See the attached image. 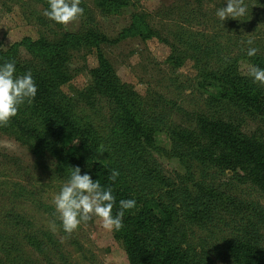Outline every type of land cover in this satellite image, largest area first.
Wrapping results in <instances>:
<instances>
[{
  "label": "rangeland",
  "instance_id": "obj_1",
  "mask_svg": "<svg viewBox=\"0 0 264 264\" xmlns=\"http://www.w3.org/2000/svg\"><path fill=\"white\" fill-rule=\"evenodd\" d=\"M105 1L81 0L83 14L65 26L43 15L47 0H0V50L18 73L19 65L45 76L73 117L91 124L99 161L121 160L118 183L137 201L130 211L154 231L150 264L164 251L174 264H260L264 85L250 96L221 74L249 57L248 40L264 58V0H245L248 14L224 22L215 16L224 0H124L117 9ZM134 14H145L152 35L121 37ZM28 39L53 55L28 52ZM115 82L135 103L129 116L109 91ZM219 88L234 102L215 101ZM69 171L0 125V264H148L129 231L104 230L96 218L63 231L51 200Z\"/></svg>",
  "mask_w": 264,
  "mask_h": 264
},
{
  "label": "trees",
  "instance_id": "obj_2",
  "mask_svg": "<svg viewBox=\"0 0 264 264\" xmlns=\"http://www.w3.org/2000/svg\"><path fill=\"white\" fill-rule=\"evenodd\" d=\"M104 5L112 6V9L125 6L126 1L124 0H106ZM109 6V7H110ZM152 35L150 24L145 14H134L132 16L131 24L126 28L121 37L123 38H134L141 37L146 38ZM73 35H68V38ZM68 41V40H67ZM71 40H69L70 42ZM73 42V41H72ZM71 42V43H72ZM21 45L30 52L38 53L43 55L45 58H49L53 55V47L44 42H31V40H24ZM11 52H3L0 50V63L8 60ZM231 63L227 68L223 69L221 76L225 77L228 81L235 83V86L240 89L241 92H247L250 96H257V84L253 83L249 74L244 71L249 70L251 66L256 65L264 68V58L259 55L254 57H245L243 60L237 58L231 59ZM19 71L23 73L28 71L27 67L19 66ZM245 69V70H243ZM34 80L37 84V95L31 103H25L24 106H20L16 116L12 117L11 120L5 124L6 127L13 130L18 138L27 144H30L34 149L48 150L58 162L62 163L65 167L71 170V167L79 166L81 173L85 171L89 172L93 180L99 179L102 185L111 184L113 189V195L116 197L118 202L122 198H132L126 189H123L118 180L111 182L108 180V176L112 169L119 170L123 167L121 162H103L99 161L96 156V152L92 145V135L95 134V130L89 127L88 123L78 122L73 115L69 112V107L66 101L57 98L50 91L48 81L45 76L34 73L31 71ZM235 81V82H234ZM113 94H118L121 98L124 91L127 89L125 85L120 82L111 84L109 88ZM215 101L218 102H234L233 95L226 89L219 88L214 94ZM128 99V98H127ZM126 98L119 99L123 102L118 101V107L124 112L125 116H129L131 111L135 108V103L132 101L128 102ZM252 99V97H250ZM249 99V100H250ZM254 99V98H253ZM130 111V113H129ZM129 119H131L129 117ZM122 121H124L122 119ZM125 122V121H124ZM123 127V130L121 129ZM128 127L127 123L118 128L120 136L124 135L122 142L124 145L122 157L126 158V153L132 155L133 152L128 145L129 140L126 131ZM119 136V137H120ZM137 148V146H135ZM136 153V149H135ZM180 155V154H179ZM135 161L130 160L129 164L133 166ZM119 165V166H117ZM154 181H158L159 177L152 176ZM118 208V203L114 204L113 213L115 214ZM130 227V229L128 228ZM121 231L130 232L135 242L139 254L143 261L150 264L152 261L155 246L154 231L149 222L143 217H136L131 211H126L123 218V227ZM128 232V233H129ZM242 253L246 257H249V251L243 250ZM163 258L160 260L161 264H174L173 254L171 252H162ZM199 264V263H195ZM260 264H264V260L261 259Z\"/></svg>",
  "mask_w": 264,
  "mask_h": 264
},
{
  "label": "clouds",
  "instance_id": "obj_3",
  "mask_svg": "<svg viewBox=\"0 0 264 264\" xmlns=\"http://www.w3.org/2000/svg\"><path fill=\"white\" fill-rule=\"evenodd\" d=\"M81 0H47V8L43 15L55 23L67 25L82 15L84 9ZM226 5V6H224ZM248 14L245 0H224L222 7L215 10V16L224 22L228 18L238 19ZM246 54L256 55L258 49L251 46L248 40ZM253 83L264 85V68L253 65L249 70ZM37 95V84L31 70L18 73L14 60L0 63V125L7 124L16 116L21 105L31 103ZM120 173L112 169L108 180L115 182ZM56 219L65 233L71 234L82 223L93 218L100 222V227L107 231H119L123 227L126 211L136 208L135 198H122L118 202L113 195L111 184L102 185L99 179L93 180L89 172L81 173L79 166L71 167L68 177L60 186L58 192L52 196ZM118 208L113 213L114 204ZM55 230V222H52Z\"/></svg>",
  "mask_w": 264,
  "mask_h": 264
}]
</instances>
